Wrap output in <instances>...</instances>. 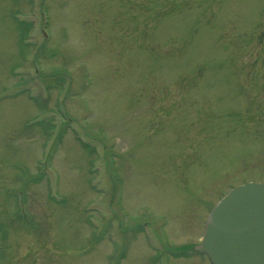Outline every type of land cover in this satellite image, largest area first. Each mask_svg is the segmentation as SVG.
Wrapping results in <instances>:
<instances>
[{"label":"rangeland","instance_id":"374dc122","mask_svg":"<svg viewBox=\"0 0 264 264\" xmlns=\"http://www.w3.org/2000/svg\"><path fill=\"white\" fill-rule=\"evenodd\" d=\"M248 183L264 0H0V264H211Z\"/></svg>","mask_w":264,"mask_h":264},{"label":"water","instance_id":"95a60500","mask_svg":"<svg viewBox=\"0 0 264 264\" xmlns=\"http://www.w3.org/2000/svg\"><path fill=\"white\" fill-rule=\"evenodd\" d=\"M197 251L213 264H264V185L234 188L211 211Z\"/></svg>","mask_w":264,"mask_h":264},{"label":"trees","instance_id":"16d2710c","mask_svg":"<svg viewBox=\"0 0 264 264\" xmlns=\"http://www.w3.org/2000/svg\"><path fill=\"white\" fill-rule=\"evenodd\" d=\"M25 42V40H23Z\"/></svg>","mask_w":264,"mask_h":264}]
</instances>
